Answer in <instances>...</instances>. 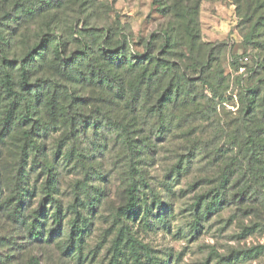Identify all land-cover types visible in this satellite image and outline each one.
<instances>
[{"label":"rangeland","instance_id":"rangeland-1","mask_svg":"<svg viewBox=\"0 0 264 264\" xmlns=\"http://www.w3.org/2000/svg\"><path fill=\"white\" fill-rule=\"evenodd\" d=\"M95 1L98 24L104 20L111 24L117 18L138 42L166 23L152 0ZM235 1L202 0L201 41L213 46L212 52L202 50L199 59L175 58L179 73L183 67L184 78L193 80L197 95L203 92L206 97L201 100L212 106L206 115L182 108H175L180 119L167 113L165 117L152 114L145 121L139 115L137 126L142 132L138 133L127 121L118 128L106 124L101 112L88 106L84 111L90 122L84 127L61 118L45 134L39 133L36 140L44 148L36 153L34 163V153L28 151V159L21 155L16 132L7 160L16 169L23 167L28 172L25 180L36 188L26 201L25 215H34L42 202L53 212L51 197L60 207L62 220L58 225L37 216L44 223V235L34 238L24 226L0 214V264H150V258L158 264H264V100L258 99V111L251 114L250 95L244 90L253 77L250 83L242 81L244 67L236 71L232 65L236 58L253 66L258 55L264 58V50L243 41L250 23L238 17ZM72 16L77 17L72 13L71 21ZM10 25L11 21L0 19V30L9 40L7 56L13 59L34 43L37 24L29 23L14 37ZM205 56H210L212 67L200 74L197 63ZM58 69L49 51L30 80L54 79L51 91L61 102L68 85L56 76ZM13 72L18 90L16 66ZM204 79L221 95L210 103L206 98L213 94ZM6 105L7 101H0V116ZM115 110L118 119L131 117L129 109ZM104 114L108 115L106 110ZM91 115L98 119L95 127ZM125 130L138 134L132 151L120 143L119 133ZM145 137L151 141L148 146L141 143ZM44 162L51 163L56 184L50 197L42 189L47 177ZM131 175H135L138 211L129 218L123 210ZM73 222L82 233L72 241Z\"/></svg>","mask_w":264,"mask_h":264},{"label":"trees","instance_id":"trees-1","mask_svg":"<svg viewBox=\"0 0 264 264\" xmlns=\"http://www.w3.org/2000/svg\"><path fill=\"white\" fill-rule=\"evenodd\" d=\"M201 1L152 0L167 24L138 42L134 40L132 31L116 17L111 24L106 20L102 25L98 24L95 13L99 5L95 0H0V19L12 23L10 36L19 34L29 23L37 24L34 43L21 56L13 59L7 56L9 40L0 30V101H7L0 116V214L24 226L34 238L44 235V223L37 220V216L51 219L58 225L62 220L59 205H55L56 201L50 197L56 184L51 178V163L47 162L42 165L47 175L42 189L48 190L43 192L54 203V210L49 212L42 202L41 207L33 211L34 215H25L26 201H29L36 188L30 187L25 180L28 172L23 167L16 169L17 165L7 160L10 153L8 148L15 143L17 131L21 155L25 154L28 159V151L34 153L31 161L34 163L38 159L36 153H42L44 148L36 140L39 133L45 134V130L50 129L48 126L61 118L71 125L76 121L75 125L84 127V123L90 122L84 111L88 106L100 111L107 120L106 124L118 128L125 126L124 121H127L131 127H137L138 133L142 132V128L138 130L137 126L139 115L147 121L152 114L165 117L167 113H173L171 115L177 119L182 118L179 117L182 116L180 111L176 113L175 108L202 115L211 111L212 106L205 105L201 100L206 96L203 92L197 95L195 82L184 78L187 74L183 67L179 73L180 64L175 60L184 55L199 59L202 50L204 54L206 51H209V55L212 52L213 46H206L207 43L201 41L198 18ZM235 5L238 17L250 23L249 31L242 36L243 41L254 49L264 50V39L261 38L264 36V0H236ZM106 7L113 11L110 5ZM72 13L77 15L72 16L74 21H71ZM260 38L262 41L258 40ZM49 51L59 68L56 76L61 83L68 85L67 96L61 102L56 92L51 91V83H56L54 79L44 77L35 82L30 80L31 72L42 66ZM244 59L247 60V57ZM197 65L200 74H203L206 68L212 67L210 56L200 59ZM232 65L236 71L244 67L245 72L239 76L242 81L250 83L253 77L252 83L245 86L244 91L250 95L248 109L252 110L251 114H255L258 111V99L264 100V74L260 75L261 70H264V58L258 55L254 65L249 67L233 58ZM15 66L18 90L15 89ZM218 79H222V76ZM204 81L213 94L206 98V103H210L221 95L214 85L206 79ZM74 84L77 87H71ZM115 109H129L131 117L118 119ZM44 110L50 119L43 117ZM104 110L108 115L104 114ZM137 110L142 113H137ZM113 113L116 115L113 116ZM91 116L94 119L91 123L95 127V120L98 119ZM119 135L120 143L127 150L135 149L139 140L135 131H120ZM146 139L141 140V143L145 142L143 146L151 142ZM134 176H129L127 201L123 210L129 218L138 211ZM81 233L73 222L71 240L79 239ZM48 235L49 242L51 232ZM135 256L137 261V254ZM149 263L158 264L152 258Z\"/></svg>","mask_w":264,"mask_h":264},{"label":"built area","instance_id":"built-area-1","mask_svg":"<svg viewBox=\"0 0 264 264\" xmlns=\"http://www.w3.org/2000/svg\"><path fill=\"white\" fill-rule=\"evenodd\" d=\"M241 69V71L243 70V68H240Z\"/></svg>","mask_w":264,"mask_h":264}]
</instances>
